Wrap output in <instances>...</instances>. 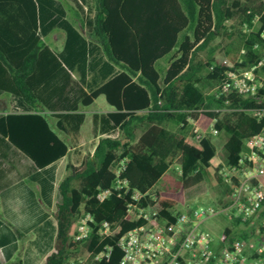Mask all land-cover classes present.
I'll return each instance as SVG.
<instances>
[{
	"label": "trees",
	"instance_id": "1",
	"mask_svg": "<svg viewBox=\"0 0 264 264\" xmlns=\"http://www.w3.org/2000/svg\"><path fill=\"white\" fill-rule=\"evenodd\" d=\"M73 1L77 21L68 18L69 10L59 0H0V92L16 96L25 110L4 109L0 132L39 167L66 156L69 143L43 112L47 101L38 92L40 73L50 78V93L61 95L71 84L63 63H89L86 41L101 45L106 63L121 71L90 93L72 102L50 101V107L60 103L75 111L105 95L115 110L102 120L111 123L108 130L117 127L120 133L101 137L80 166L68 163L54 212L55 250L41 264H70L104 251L109 255L91 264H121L120 236L144 220L128 213L131 194L98 198L99 191L114 185L120 160L127 159L124 177L131 191L143 194L139 205L158 203L162 219L176 220L186 194L205 185L219 188L221 199L227 198L216 208L232 203L238 179L230 184L225 168H245L241 159L247 141L264 129V0ZM57 28L67 32L69 58H60L43 42L41 34ZM217 39L225 41L224 58L216 54ZM78 42L81 49L74 52ZM252 68L263 80L255 93H221L230 73ZM64 116L79 122L85 117ZM217 155L223 158L219 164L214 163ZM87 214L94 221L90 237L81 241L78 225ZM228 218L224 232L231 239L255 235L253 221ZM106 220L118 226L103 238L98 229Z\"/></svg>",
	"mask_w": 264,
	"mask_h": 264
},
{
	"label": "crops",
	"instance_id": "2",
	"mask_svg": "<svg viewBox=\"0 0 264 264\" xmlns=\"http://www.w3.org/2000/svg\"><path fill=\"white\" fill-rule=\"evenodd\" d=\"M59 1L67 6L68 18L77 21L78 17L73 10H78L76 3L73 0ZM82 32L85 34L84 30ZM41 37L48 47H52L54 52L56 50L55 53L60 58L70 57L67 52L69 50L65 30L57 28L48 35L42 33ZM85 45L89 63H63L67 74L71 76V84L67 90L62 89L61 95L55 96L50 93V78L45 72L40 73L41 84L38 92L40 97L47 101L44 104L47 110L43 112L49 116L55 130L69 143L68 154L45 167H39L30 156L0 132V207L23 233L29 235L24 242L23 250L18 254V237L4 231L1 224L0 264H41L55 250L46 252L42 244L44 237L50 234L54 235L56 242L58 223L54 212L61 201L59 185L68 173V163L71 161L80 166L88 154L94 153L101 137L118 136L120 133L117 127L108 130L111 123L105 124L102 120L109 112L115 110L109 102L111 107L104 111L86 110L95 104L100 96L91 105H81L75 111L66 110L60 103L52 105L56 107H50V101L63 99L72 102L78 99V96L82 97V93H90L121 71L119 66L106 63L109 60L99 43L88 39ZM81 46V42H78L73 46V51H79ZM108 64L113 67L111 73ZM64 74L65 72L61 74L63 78L59 81L60 86L65 82ZM4 109L25 111L16 96L0 92V115ZM67 113L84 114L85 117L79 122L77 119L65 118L64 115ZM41 195L44 202L39 199Z\"/></svg>",
	"mask_w": 264,
	"mask_h": 264
},
{
	"label": "built area",
	"instance_id": "3",
	"mask_svg": "<svg viewBox=\"0 0 264 264\" xmlns=\"http://www.w3.org/2000/svg\"><path fill=\"white\" fill-rule=\"evenodd\" d=\"M258 20V19H257ZM263 64L260 62L259 66ZM255 68L230 73L221 84V93L236 89L240 93H255L263 85L256 75ZM216 133L217 130H214ZM248 149L241 159L243 167L225 168L227 181L234 184L238 179L228 207H201L181 212L176 220L162 219L158 203L150 206L139 205L143 194L131 191L130 183L124 177L127 159L115 166L116 181L112 187L102 189L98 198L103 201L115 192L118 195L131 194L128 213L144 220V223L122 234L118 245L123 251L121 264H264V238L231 239L225 232L216 239L211 232L201 228L204 220L221 212L241 219L242 223L253 221L259 234H264V129L249 138ZM91 214L85 215L78 225V240L90 237ZM117 223L104 221L99 226V234L110 236ZM108 249L111 250V247ZM108 256L107 251L92 254L70 264H88Z\"/></svg>",
	"mask_w": 264,
	"mask_h": 264
},
{
	"label": "rangeland",
	"instance_id": "4",
	"mask_svg": "<svg viewBox=\"0 0 264 264\" xmlns=\"http://www.w3.org/2000/svg\"><path fill=\"white\" fill-rule=\"evenodd\" d=\"M259 25H260L259 22L256 21L255 28H258ZM224 44H225V41H223L222 39H217L213 43V45L216 46V54L219 58H224V47H223ZM51 49L53 48L51 47ZM110 107L111 105L108 103L106 97L100 96L96 100L95 104H93L90 107H87L86 110L88 112H91L93 109L104 111ZM222 160L223 158L222 157L219 158V155H217L214 159V163L219 164L221 163ZM169 176L170 174H168L166 178L167 177L169 178ZM172 176L173 174L171 175V177ZM32 185L35 187V184L32 183ZM186 198H187L186 203L179 207V209L182 211H188V210L196 209V208L200 209L201 207H207V206L217 207V205H219V207H221V205L223 204L222 200L225 201V199H227V198L221 199L222 196H221V192L219 188H214V187H211L210 185H205L201 189L196 188V189L189 191L186 194ZM39 199L40 201L44 202L42 195L39 197ZM227 216L229 217V215L226 214V212H221V213H218L217 215L206 218L203 224L201 225V228L206 231L211 232V234L216 239H218L222 236L225 229L230 224V220ZM1 224H2V228L4 231H8V234L12 233L13 235H16L18 237L19 239L18 254L21 253L24 247V242L29 235L27 233H24L22 237H19L15 229V228H18V226L6 215V213L0 207V225ZM51 229L53 231V228ZM54 238H55L54 235H51V234L47 235V237L46 236L44 237V242L42 244L44 251L50 252L55 249V239ZM250 238L252 239L261 238L262 239L264 238V234H259L255 232V235L251 236ZM88 264H91V262H89Z\"/></svg>",
	"mask_w": 264,
	"mask_h": 264
}]
</instances>
